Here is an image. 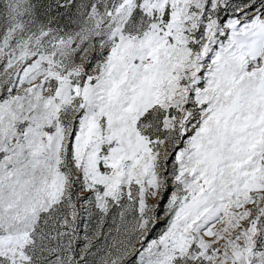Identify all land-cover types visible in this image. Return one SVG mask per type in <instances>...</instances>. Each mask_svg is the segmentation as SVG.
<instances>
[{"label": "snow or ice", "instance_id": "6c2138e0", "mask_svg": "<svg viewBox=\"0 0 264 264\" xmlns=\"http://www.w3.org/2000/svg\"><path fill=\"white\" fill-rule=\"evenodd\" d=\"M0 264H264V0H0Z\"/></svg>", "mask_w": 264, "mask_h": 264}]
</instances>
